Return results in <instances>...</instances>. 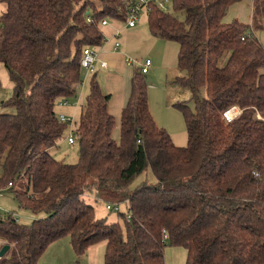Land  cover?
I'll use <instances>...</instances> for the list:
<instances>
[{"label": "trees", "instance_id": "trees-1", "mask_svg": "<svg viewBox=\"0 0 264 264\" xmlns=\"http://www.w3.org/2000/svg\"><path fill=\"white\" fill-rule=\"evenodd\" d=\"M3 1L0 63L15 112L0 113V189L13 182L8 191L35 219L0 213V249L10 245L0 264H39L65 237L78 256L104 241L106 264H166L168 246L185 247L187 264H264V0H254L251 25L224 21L241 0H172L167 11L151 2L150 32L178 43L176 82L192 91L194 107L173 104L188 143L158 125L136 68L119 140L111 94L91 79L75 120L76 163L55 155L70 126L56 108L79 97L84 50L104 44L103 19L125 25V0ZM148 169L156 181L132 188ZM87 192L109 210L127 203L126 225L99 218Z\"/></svg>", "mask_w": 264, "mask_h": 264}, {"label": "rangeland", "instance_id": "rangeland-1", "mask_svg": "<svg viewBox=\"0 0 264 264\" xmlns=\"http://www.w3.org/2000/svg\"><path fill=\"white\" fill-rule=\"evenodd\" d=\"M172 4V2H171ZM170 4V6H171ZM173 12L176 11L173 9ZM181 19L185 18V12L176 13ZM132 31V32H131ZM130 31V36L127 35V31H124L122 43H128L129 56L137 60V68L141 69V63L150 59L153 64L151 65L150 74H145L146 80L149 84V98L151 108L159 122L162 121L161 117H168L169 109L179 112L181 116V124L175 128V139L188 143L187 126L183 114L173 107V104L179 101H187L190 106L194 107L192 100V91L190 87L183 86L176 82L177 77L183 75V72L179 68V45L176 41L162 39L151 35L149 30V16L147 9L143 10L140 14L139 25L135 30ZM132 33V34H131ZM150 34L147 38L146 35ZM126 37V39H125ZM128 37V38H127ZM136 68L129 67L130 82L132 85V77L134 76ZM94 75H88L86 77L84 71V79L86 80L84 93L82 96V86L79 89V97H81V104L86 101V96L89 93L90 82ZM129 82V83H130ZM106 94V87L103 86ZM86 89V90H85ZM117 93V92H112ZM205 89L202 90V94H205ZM131 94V92H130ZM129 94V95H130ZM14 95V83L10 77L9 72L0 63V113H14L15 109L10 106L9 101ZM115 95V94H114ZM78 97V98H79ZM130 98V96H129ZM128 98V100H129ZM71 106V105H69ZM159 109L161 117L154 112V109ZM80 113L82 106L77 107ZM57 111L60 114H67L68 110H72V107L57 106ZM156 111V110H155ZM69 115V114H68ZM72 115H70L71 117ZM77 119V118H75ZM118 125L114 132V137L119 140L120 137V121L121 118H116ZM120 119V120H119ZM162 124V122H161ZM173 138V137H172ZM174 141V140H173ZM175 143V141H174ZM176 144V143H175ZM177 145V144H176ZM183 145V146H186ZM55 155L58 159H64L69 163H76L80 157V146L78 143L70 144L66 136L61 140L59 147L55 151ZM143 181L155 182L156 178L153 172L148 169L142 173L132 184V188L137 187ZM86 200L95 206L96 214L99 218H108L109 221H119L123 226L126 225V219L129 217V207L127 203L120 204V210L107 208L106 202L97 200L96 196L91 192H87L85 195ZM0 212L6 214L8 212H16L21 217L22 222L31 223L35 216L30 210L20 209L14 195L7 191L0 195ZM119 212L126 213L123 217ZM69 238V237H67ZM68 240V239H67ZM188 252L185 247L182 246H168L165 250L166 264H187ZM47 264L49 259L47 258ZM70 264V263H69Z\"/></svg>", "mask_w": 264, "mask_h": 264}, {"label": "crops", "instance_id": "crops-1", "mask_svg": "<svg viewBox=\"0 0 264 264\" xmlns=\"http://www.w3.org/2000/svg\"><path fill=\"white\" fill-rule=\"evenodd\" d=\"M253 2L254 0H241L231 5L228 9L226 16L224 17V21L228 23L237 19L247 25H251L253 19ZM6 9H7V4L3 0H0V12H4L6 11ZM138 25L139 23L134 27H129L122 23L120 24L119 22L113 21L110 22L108 25L102 27V30L107 40L106 42H104L102 46L97 48V51L99 53V59L107 61L108 66L104 67L101 65L100 61H98L96 63L95 72L90 74V75H94V77L99 82L103 91H104L103 86H105L107 90L106 92H110L109 93L111 94V99L109 103L110 111L113 113V115H115L116 118H121L123 108L125 107L128 101V98L130 96L129 94L132 89V85L129 79L130 78L129 67L137 68V66L127 64L126 58L129 56L130 50L128 48V43L124 42V46H123L121 40L123 38L124 31H127L126 36H130V31L135 30V28L138 27ZM118 30L120 31L119 40L121 42V47L119 49H116L115 48L116 37L114 36V33ZM256 34L260 39V41L264 44V30H258L256 31ZM146 36L148 38L150 37V34ZM150 69L151 66L149 68V72L147 73L148 75L150 74ZM86 80L84 86L82 87V96L84 93L83 89L85 87ZM112 92H117V93H112ZM148 95H149V90H148ZM81 97L71 100V102L68 105H61L64 107H72L73 109L68 110L67 114H60V113L59 114L67 115V116L72 115L71 116L72 118L78 119L80 113H78L79 110L77 107L80 108L82 106ZM149 106L152 115L154 116L158 125L166 128L169 131L175 143L178 146L186 145V142L175 139L176 136L175 128L179 126V124H181V116L179 112L172 111L169 109L168 117H164V116L161 117L159 109H156L155 107L154 112H157V114L162 118L161 121L162 124H161V122L157 120L156 116L152 111L150 98H149ZM105 253H106V243L102 241L91 245L84 255L78 256L74 251L70 238L65 237L55 242L48 248V250L40 258L39 264H47V260H46L47 258L49 259L48 262H51L50 264H69V263L70 264H106Z\"/></svg>", "mask_w": 264, "mask_h": 264}, {"label": "built area", "instance_id": "built-area-1", "mask_svg": "<svg viewBox=\"0 0 264 264\" xmlns=\"http://www.w3.org/2000/svg\"><path fill=\"white\" fill-rule=\"evenodd\" d=\"M151 2L157 3L160 9L167 11V10H170V7H171L170 4H171L172 0H125V3H126L127 8H128V14H127L126 19H125V25H127L129 27L136 26L139 23V18H140L141 12L145 9H147V11L149 12V5ZM110 22H113V21H111L108 18H105L102 20V26H106ZM114 36L116 37L115 48L119 49L121 47V42L119 40L120 31L119 30L116 31L114 33ZM106 40H107V38H105L104 42H106ZM98 61H100L101 65L104 67L108 66L107 61L99 59V53H98L96 48L94 49L92 47H87L84 50V57H83L82 62H81L85 68L86 77L88 75H90L91 73L95 72L96 63ZM126 62H127V64L137 66L136 65L137 60L130 57V56H128L126 58ZM151 64H152V61L150 59L145 60L143 63L140 64L141 70L144 74H147L149 72V68H150ZM84 83H83V86H84ZM69 103H70L69 101H64L63 105H68ZM240 112L241 111L239 110V108L234 107V108L227 110L224 114V117L227 121H231L232 119L237 117V115H239ZM60 117L62 120L70 123L69 131L67 133L66 138L70 144H75V142H76L75 119L70 117V116H67V115H61ZM12 185H13V182H10L6 188L0 189V195L3 194V192L8 191V189ZM0 213H2V212H0ZM16 219L19 220V217L16 216Z\"/></svg>", "mask_w": 264, "mask_h": 264}, {"label": "water", "instance_id": "water-1", "mask_svg": "<svg viewBox=\"0 0 264 264\" xmlns=\"http://www.w3.org/2000/svg\"><path fill=\"white\" fill-rule=\"evenodd\" d=\"M10 249V245L9 244H4L1 249H0V257H3L7 251Z\"/></svg>", "mask_w": 264, "mask_h": 264}]
</instances>
